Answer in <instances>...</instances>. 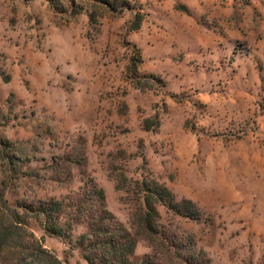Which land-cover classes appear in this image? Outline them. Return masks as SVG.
Segmentation results:
<instances>
[{
  "label": "rangeland",
  "instance_id": "1",
  "mask_svg": "<svg viewBox=\"0 0 264 264\" xmlns=\"http://www.w3.org/2000/svg\"><path fill=\"white\" fill-rule=\"evenodd\" d=\"M58 1L64 12L46 0H0L8 204L60 198L92 180L133 231L136 182L153 178L197 209L188 217L156 206L157 248L187 258L174 264H194L193 255L264 264V0H109L115 10ZM26 228L64 264H87L73 245L85 224L71 241L28 217ZM148 254L138 239L134 257Z\"/></svg>",
  "mask_w": 264,
  "mask_h": 264
},
{
  "label": "trees",
  "instance_id": "2",
  "mask_svg": "<svg viewBox=\"0 0 264 264\" xmlns=\"http://www.w3.org/2000/svg\"><path fill=\"white\" fill-rule=\"evenodd\" d=\"M58 12H64L58 0H46ZM112 10L118 4L109 0H99ZM125 5V3L123 4ZM139 22L136 23L138 26ZM156 79V77H153ZM139 89H151L150 84L138 81ZM264 109V103L260 104ZM150 118L142 121L144 129L150 128ZM158 121L155 122L157 124ZM141 202L131 214L128 230L104 206V193L92 180L85 181L71 194L60 198H38L31 203L8 204L4 191L0 189V258L1 264H64L52 251L45 248L42 237H36L26 228V218L35 220L44 234L57 239L71 241L73 226L83 223L86 230L73 241L82 251L87 264H174V258L187 262L186 257L169 251H159L152 237L155 232L154 218L157 205H162L174 214L194 217L197 209L190 199L177 200L174 194L155 179L136 182ZM22 208L23 212H19ZM25 214H28L27 216ZM138 239H143L151 247L153 254L141 258L134 257ZM162 256V257H161ZM196 256H191V262ZM194 260V261H193Z\"/></svg>",
  "mask_w": 264,
  "mask_h": 264
}]
</instances>
